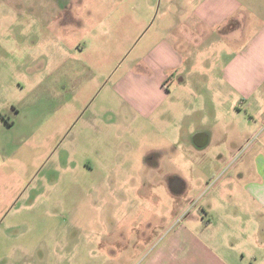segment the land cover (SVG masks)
<instances>
[{
    "label": "rangeland",
    "instance_id": "obj_1",
    "mask_svg": "<svg viewBox=\"0 0 264 264\" xmlns=\"http://www.w3.org/2000/svg\"><path fill=\"white\" fill-rule=\"evenodd\" d=\"M166 6L164 0H0V121L13 124L0 122V264H138L190 215L213 242L244 249V263L264 264V217L253 213L244 186L254 166L248 157L237 162L248 147L218 165L215 142L201 151L186 135L187 126L213 127L195 107L184 117V148L159 150L160 132L120 104L117 81L146 40L169 32ZM66 43H84L86 50L68 51ZM197 48L192 56L211 81L229 47ZM59 57L86 65L85 83L80 79L78 91H63L62 99L42 85L43 71L52 69H41V62ZM153 155L155 162L145 161ZM166 172L185 177L183 193L170 191ZM226 211L253 224L246 234L252 245H242L244 237L237 245L242 229L234 224L238 233L229 234Z\"/></svg>",
    "mask_w": 264,
    "mask_h": 264
},
{
    "label": "crops",
    "instance_id": "obj_2",
    "mask_svg": "<svg viewBox=\"0 0 264 264\" xmlns=\"http://www.w3.org/2000/svg\"><path fill=\"white\" fill-rule=\"evenodd\" d=\"M164 1L171 21L169 32L164 37L146 40L132 68L117 81L116 93L121 99L120 104L127 114L129 111L135 116L139 124H148L151 130L155 128L153 132H160L165 144L157 145L159 150L170 145L179 150L184 148V117L195 107L203 117L209 118L213 127L197 131L187 126L186 135L201 151L215 142L219 146L215 157L218 165L229 164L248 147L237 162L248 157L247 164L250 166L251 161L254 166L255 176L249 178L244 186L253 205L252 211L256 208L253 213L259 212L264 217V131L260 140L251 143V139L264 129V0ZM57 13L62 16L61 9ZM57 34L59 36L60 32ZM56 40L58 43L59 37ZM206 42L211 45L226 43L229 47L225 61L211 81L200 69L196 55L192 56L194 51H199L195 48ZM64 47L81 54L86 50L84 43H66ZM41 66L43 70L52 69V73L43 71L46 77L43 82L47 80L48 83L41 84L44 92L54 98L60 96L62 99L63 91L76 93L80 79L81 85L85 83L80 70L86 65L77 59L59 57L52 62L43 61ZM194 101H199V106ZM184 104L190 109H184ZM0 122L6 127L13 126L10 122ZM256 147L259 150L255 151ZM155 158L153 155L145 161L153 163ZM195 162L201 163V160ZM164 171L162 167L156 169L157 174ZM165 174H168L169 189L170 181L178 179L183 182V188L175 194L185 191V177L172 172ZM238 180L236 178V183L241 185L242 180ZM109 190L112 189L108 182L104 184L105 195ZM224 216L226 220L231 218L233 221L229 234L238 233L232 231L234 224L242 229L238 233L241 237H238L237 245L241 246L243 237L246 240L242 245L254 243L252 237L248 239L246 235L250 226L252 233L250 221L245 226L237 222V217L230 215L229 211L224 212ZM199 229L198 218L188 216L162 241H157L147 257L142 259L140 255L138 264H246L239 259L240 256H249L244 249L236 251L235 247L229 248V244L220 242L219 238L213 242ZM250 264H254L253 260Z\"/></svg>",
    "mask_w": 264,
    "mask_h": 264
},
{
    "label": "water",
    "instance_id": "obj_3",
    "mask_svg": "<svg viewBox=\"0 0 264 264\" xmlns=\"http://www.w3.org/2000/svg\"><path fill=\"white\" fill-rule=\"evenodd\" d=\"M169 187L172 190V192L179 193V192H181V190L183 188V182L181 180L174 179V180L170 181Z\"/></svg>",
    "mask_w": 264,
    "mask_h": 264
},
{
    "label": "flooded vegetation",
    "instance_id": "obj_4",
    "mask_svg": "<svg viewBox=\"0 0 264 264\" xmlns=\"http://www.w3.org/2000/svg\"><path fill=\"white\" fill-rule=\"evenodd\" d=\"M185 214H186V213H185ZM184 217H185V215H184V213H183V215H182L180 218L182 219V218H184ZM180 218H179V219H180Z\"/></svg>",
    "mask_w": 264,
    "mask_h": 264
},
{
    "label": "built area",
    "instance_id": "obj_5",
    "mask_svg": "<svg viewBox=\"0 0 264 264\" xmlns=\"http://www.w3.org/2000/svg\"><path fill=\"white\" fill-rule=\"evenodd\" d=\"M181 219V218H180Z\"/></svg>",
    "mask_w": 264,
    "mask_h": 264
}]
</instances>
